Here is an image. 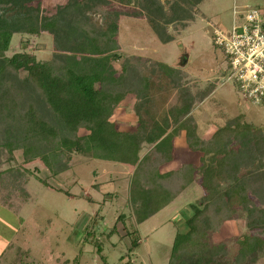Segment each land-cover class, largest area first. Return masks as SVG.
I'll use <instances>...</instances> for the list:
<instances>
[{
	"label": "rangeland",
	"instance_id": "obj_1",
	"mask_svg": "<svg viewBox=\"0 0 264 264\" xmlns=\"http://www.w3.org/2000/svg\"><path fill=\"white\" fill-rule=\"evenodd\" d=\"M13 5H0V12ZM25 7L37 9L41 19L58 15L64 26L75 15L86 17L97 29L117 21L113 51L120 57L111 60V70L121 80L118 87L127 92L110 120L120 130L134 129L139 123L136 105L141 103L139 115L148 129L154 121L166 124L169 136L160 150L167 161L156 162L155 151L145 143L139 155H149L148 167L138 172L129 163L72 153L69 168L52 174L38 157L25 162L22 149L0 145V249L9 243L0 255L3 264H168L174 237L185 231V218L192 213L190 205L201 203L204 194L200 174L192 168L201 154L187 146L186 139L189 135L196 144L223 128L226 141L220 144L225 136L217 135L209 156L216 161L218 147L233 150L228 157L233 164L226 169L230 177L221 186L242 185L246 201L208 231L209 240L219 246L217 259L227 260L238 238L251 234L262 241L253 239L254 246L246 243L242 252L250 264H264V192L255 196L247 181L242 182L248 178L251 184V170L264 184V104L244 96L231 77L227 56L213 43V30L230 28L234 9L254 7L264 20V0H27ZM56 36L48 29L15 33L6 55L25 50L48 60L67 54ZM24 76L20 71L12 79L20 91L19 107L33 104L40 110L36 91ZM2 130L0 125L4 140ZM204 162L208 164L206 158ZM184 166L191 169L189 184L170 202L158 205L149 191L158 176L148 182L145 173L162 175ZM232 175L242 179L234 181ZM87 231L92 242L84 238ZM133 233L140 238L130 251Z\"/></svg>",
	"mask_w": 264,
	"mask_h": 264
},
{
	"label": "trees",
	"instance_id": "obj_2",
	"mask_svg": "<svg viewBox=\"0 0 264 264\" xmlns=\"http://www.w3.org/2000/svg\"><path fill=\"white\" fill-rule=\"evenodd\" d=\"M12 1L14 5L11 10L5 8L0 12V125L4 135V140L0 137V145H6L9 149H22L25 162L38 157L52 174L69 168L72 153L129 163L135 165V172H138L139 168L148 167L146 164L149 155H139L145 143L155 151V156L159 159L156 162L162 164L167 161V156L160 150L163 141L169 136L166 124L154 121L148 129L146 121L139 115L141 103L136 105L139 123L134 129L120 130L110 120L115 105L127 92L118 87L121 80L114 78L111 70V60L120 57L113 51L117 47V21L114 19L106 28L97 29L86 17L75 15L64 26L59 25L61 21L58 15L39 18L37 9L25 7L27 0H0V5ZM117 1L126 4L131 0ZM66 27L69 32L65 31ZM41 29L52 30L57 35L58 47L69 52L48 60H39L35 54L25 50L6 55L13 34H37ZM20 71L25 72L24 81L36 91L41 103L40 110L33 104L19 107L20 91L12 79ZM223 129L214 132L207 140L198 139L196 144L191 136L188 135L186 139L187 146L201 154L198 165L193 164L192 168L200 174L204 194L201 203L190 205L192 213L185 218V231L176 233L174 237L168 264H250L251 258L243 254L242 249L246 243L250 247L254 246L253 239L261 240L251 234H243L238 238L233 256L227 260L224 257L217 259L214 252L219 246L213 245L209 240L208 231L216 230L228 215L235 213L237 208L244 207L246 201L242 185L221 186L230 177L226 169L231 163L228 157L233 150L218 147V159L215 161V157L212 159L213 156H209L217 144V135L227 134ZM81 130L84 131L80 132ZM224 136L219 140L220 144L226 141V135ZM11 157L9 155L7 160ZM205 158L208 164L204 162ZM258 159L261 161L260 157ZM189 167L184 166L162 175H156L155 172V176L150 171L145 173L148 182L158 176L149 187L153 199H158V205L170 202L189 184L192 175ZM251 172L253 171L249 170L251 178L253 177L251 184H248L246 176L247 180L242 182L247 181L251 193L260 196L264 192V184L258 175ZM232 177L234 181L242 179L241 175ZM172 178H176L177 183L175 181L168 187L166 182ZM242 182L240 183L243 184ZM213 213L216 215H212ZM86 235L85 240L92 242V232L87 231ZM133 238L130 251L137 248L140 237L133 233ZM96 247L100 252V245ZM248 250L253 251L250 248ZM18 253L21 254L20 249Z\"/></svg>",
	"mask_w": 264,
	"mask_h": 264
},
{
	"label": "built area",
	"instance_id": "obj_3",
	"mask_svg": "<svg viewBox=\"0 0 264 264\" xmlns=\"http://www.w3.org/2000/svg\"><path fill=\"white\" fill-rule=\"evenodd\" d=\"M230 28H215L213 43L221 48L229 63L231 77L244 96L264 104V20L256 8L233 10Z\"/></svg>",
	"mask_w": 264,
	"mask_h": 264
},
{
	"label": "crops",
	"instance_id": "obj_4",
	"mask_svg": "<svg viewBox=\"0 0 264 264\" xmlns=\"http://www.w3.org/2000/svg\"><path fill=\"white\" fill-rule=\"evenodd\" d=\"M9 244V243H8ZM7 243H4L3 244V246H2V248L0 249V255H1V253L4 251V249H5V247L8 245ZM4 260H5V258H3V259H0V263H4Z\"/></svg>",
	"mask_w": 264,
	"mask_h": 264
}]
</instances>
